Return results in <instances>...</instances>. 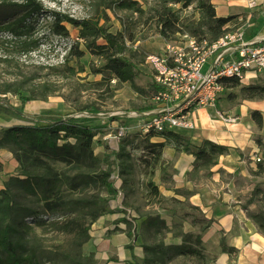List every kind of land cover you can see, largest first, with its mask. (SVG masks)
<instances>
[{"label": "trees", "instance_id": "1", "mask_svg": "<svg viewBox=\"0 0 264 264\" xmlns=\"http://www.w3.org/2000/svg\"><path fill=\"white\" fill-rule=\"evenodd\" d=\"M88 1L91 13L79 20L47 10L41 0H0V37L5 38L3 45H16L24 55L36 51L39 43L34 37L37 32L35 22L39 20L38 17H51L49 28L55 36L68 38L70 31L67 25L90 35L86 47L103 61V65L91 66L92 73L102 75V81L89 85L100 87L115 79L120 84L129 83L139 91L136 79L140 73L139 66L146 62V57L140 56L128 45L127 39L134 41L131 35L126 36L132 29L129 23L135 27L145 19L153 22L158 34L167 43L177 40L176 35L187 34L199 42L211 44L221 38L237 18L217 17L210 0H154V6L149 9H145L138 0ZM174 5L181 6V9L173 10ZM188 8L194 10L197 19L182 14ZM109 12L120 20L124 31L114 34L108 30L105 23L110 21ZM118 12L124 13L128 24L124 18L118 17ZM99 39L103 43H99ZM74 56L78 59L85 56V52L79 50L78 43L70 46L63 63L68 78L77 74L69 66ZM12 57L3 50L0 62L9 63ZM28 81L16 80L7 84L3 92L19 94L27 91L30 96L22 95V103L27 104L56 91L48 84L29 87ZM224 84L238 87L241 82L232 79ZM241 92L245 100L264 99V83L247 85ZM252 117L261 125L260 113L253 112ZM44 121L41 124L7 128L0 136V150L12 153L18 163V173L9 177L4 189L0 190V264H98L94 255H88L84 248L90 241L92 226L101 217L112 213L111 203L120 195L123 196L122 210L129 217L126 223L130 236L143 242L145 258L142 264L213 262V258L205 252L200 234L184 233L182 230L174 232V236L181 237L182 243L166 244L167 235L172 230L167 220L154 210L156 204L173 215L180 213L181 219L190 217L200 224L202 230L208 228L211 222L187 201L168 199L162 195L154 176L161 162L162 151L168 143H151L150 137L163 136L173 141L178 151L193 154L196 160L192 174L205 171L209 175L219 157L229 152L227 147L211 141L192 147L185 135L164 131L143 136L141 144L144 146L138 149L130 148L134 142L124 138L121 141L126 142L117 151L99 156L94 148L97 133L85 120L61 118ZM258 144L264 148L262 141L258 140ZM137 163H140L145 179L143 207H137L136 201L130 198L139 184L136 181ZM116 172L122 181L119 188L113 179ZM166 172V175L171 174L167 169ZM255 175L264 176V159L258 163ZM164 180L165 177H162ZM163 204H169V208L163 207ZM252 204H257L256 211L249 210ZM244 208L264 235V188L261 184L255 186ZM131 210L136 212V216ZM222 248L228 252L235 251L225 246Z\"/></svg>", "mask_w": 264, "mask_h": 264}, {"label": "crops", "instance_id": "2", "mask_svg": "<svg viewBox=\"0 0 264 264\" xmlns=\"http://www.w3.org/2000/svg\"><path fill=\"white\" fill-rule=\"evenodd\" d=\"M210 1L217 17L237 16L232 24H248L250 39L264 37V0ZM251 1L256 2L253 8L249 7ZM261 78H264V73ZM253 112L262 115L261 125L253 119ZM219 114L235 117L237 122L228 123ZM195 118L194 130L175 132L188 137L192 147L211 141L227 147L229 152L219 157L209 175L205 171L192 174L196 160L193 154L178 151L175 143L163 136L150 137L151 143H168L162 151L154 179L162 195L168 199L187 201L211 222L208 228L202 230L200 224L190 217L184 220L179 217L180 213L176 216L169 210L155 207L154 210L167 220L172 230L165 242L168 245L182 243L181 237L174 236L173 229L180 218L184 233L201 235L205 252L213 258L211 264H264V235L244 208L255 186L264 183V176L255 175L259 163L257 159H264V148L258 144L259 140L264 145V99H233L222 95L216 108L198 109ZM10 157L15 169L18 168L12 153ZM0 165L6 166L1 156ZM11 167L14 169V166ZM166 169L171 171L170 175H166ZM162 177H165L164 181ZM121 183L120 180L119 186ZM2 189L4 183L0 186ZM118 199L111 203L112 213L101 217L92 226L90 241L85 245L87 254L94 255L98 264H142L145 258L143 242L130 236L126 223L129 217L123 212L122 201L117 202ZM257 208V204L249 206L250 211ZM224 246L235 251H225Z\"/></svg>", "mask_w": 264, "mask_h": 264}, {"label": "rangeland", "instance_id": "3", "mask_svg": "<svg viewBox=\"0 0 264 264\" xmlns=\"http://www.w3.org/2000/svg\"><path fill=\"white\" fill-rule=\"evenodd\" d=\"M41 1L47 10L60 12L79 20L87 18L92 10L88 5V0ZM138 1L145 9L154 6V0ZM172 8L179 11L181 6L174 5ZM193 13L192 8L182 12L184 16L197 19L198 16ZM109 16L110 21L105 23L108 30L114 34L124 31L122 23L112 12H109ZM118 17L124 18L128 24V19L123 12H118ZM38 19L35 22L37 32L34 37L39 43V48L28 55L21 53L20 48L16 45H3L2 41L5 38L0 37V56H3V50L13 56L9 63L0 62V136L3 130L13 126L41 124L46 122L44 120L76 118L85 120L87 124L95 129L97 135L94 140V148L99 156L117 151L119 146L126 141L134 142L130 145V148L138 149L144 146V144H141L143 140L141 128L144 127L148 117L156 107L154 101L156 90L147 62L139 66L140 73L136 79L139 91L133 89L129 83L120 84L115 79L107 85L91 86L90 83L102 81V75L92 73L91 66L100 67L103 65V61L92 55L87 49L86 44L91 39L90 35L83 33L81 29L67 25L70 36L68 38L58 37L50 31L49 22L52 20L51 17H38ZM129 25L132 26V29L129 32L127 31L126 36L128 38L131 35L134 41L127 39V43L140 56L147 58L149 55H162L165 52L168 43L158 34L153 22L145 19L135 27L132 23H129ZM176 37L178 39L173 43L182 41L179 35H176ZM98 42L103 43V40L99 39ZM76 43L79 44V50L85 52V56L81 59L74 56L71 59L69 66H72L77 74L73 78H68L63 63L70 46ZM207 66L203 69V73L207 71ZM50 67L57 69L50 70ZM82 68L84 71H81ZM259 78L254 82L257 85H262L264 78ZM22 79L29 80V87L34 86L36 88L39 84H48L56 91L46 98H39L27 104L22 103V95L30 96L27 91L19 94H4L3 90L7 84ZM246 86L243 83L238 87L225 86L226 89L223 95L233 99H244L241 90ZM122 128L128 129L129 132L126 141L118 139V133ZM0 151V156L6 163L5 167L0 165V186L3 183L5 186V182L11 177L10 175L18 173V168L15 169V164L9 159L11 157L7 150ZM7 160L8 162H6ZM11 166H14V169ZM139 166H141L140 163H137L136 181L139 184L136 192L130 198L132 201H136L137 207H143L145 205L143 195L146 194L143 189L145 179L142 175V167ZM117 176L116 172L113 179L115 185L119 188L121 185L119 186L120 180ZM156 177L157 174H155L154 179ZM261 185L264 188V183H261ZM119 198L121 200L118 199L117 202L123 200L122 195ZM154 207L159 208L160 205L156 204ZM163 207L169 208V204H163ZM176 221L177 227H174V232L177 233L182 230L183 222L180 218ZM31 223L35 225L34 222ZM37 230L39 229L37 228L36 232H38ZM86 248L87 246L84 250L87 253Z\"/></svg>", "mask_w": 264, "mask_h": 264}, {"label": "built area", "instance_id": "4", "mask_svg": "<svg viewBox=\"0 0 264 264\" xmlns=\"http://www.w3.org/2000/svg\"><path fill=\"white\" fill-rule=\"evenodd\" d=\"M255 6V1L249 3L250 8ZM179 37L182 41L168 43L162 55L146 58L155 85L156 107L141 128L142 136L194 130L196 111L217 107L226 89L225 81L237 79L251 85L264 73V37L250 39L246 23L230 25L211 44L187 34ZM206 66L208 69L203 73ZM219 115L228 123L237 122L235 117ZM128 133V129H120L118 139L126 138Z\"/></svg>", "mask_w": 264, "mask_h": 264}]
</instances>
